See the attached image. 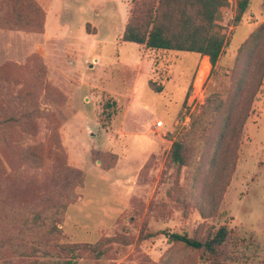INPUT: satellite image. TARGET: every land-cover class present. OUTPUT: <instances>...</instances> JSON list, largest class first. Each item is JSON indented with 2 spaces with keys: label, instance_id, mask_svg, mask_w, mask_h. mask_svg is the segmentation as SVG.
I'll use <instances>...</instances> for the list:
<instances>
[{
  "label": "rangeland",
  "instance_id": "rangeland-1",
  "mask_svg": "<svg viewBox=\"0 0 264 264\" xmlns=\"http://www.w3.org/2000/svg\"><path fill=\"white\" fill-rule=\"evenodd\" d=\"M30 1L39 12L0 0L10 23L0 25L2 204L47 214L61 232L51 242L99 244L100 257L83 251L73 264H211L165 234L221 226L241 239L222 264H264V0H250L240 22L224 11L214 68L199 54L121 42L132 0ZM17 15L31 27H11ZM211 95L222 109L196 130L189 164L172 165V142Z\"/></svg>",
  "mask_w": 264,
  "mask_h": 264
},
{
  "label": "trees",
  "instance_id": "trees-1",
  "mask_svg": "<svg viewBox=\"0 0 264 264\" xmlns=\"http://www.w3.org/2000/svg\"><path fill=\"white\" fill-rule=\"evenodd\" d=\"M18 4L23 0H18ZM250 0H132L127 22L121 35V42L132 43L152 51L183 52L199 54L207 58L214 68L223 54L226 37L223 30L224 11L234 12L233 21L240 22ZM15 4V5H18ZM26 14L39 12L30 0H25ZM16 7V12L24 10ZM8 11V9H7ZM12 13V9L10 10ZM4 28L9 21L0 22ZM14 28H30L31 22L20 19L17 15L11 23ZM260 30L254 31L244 45H254L260 38ZM244 84H238V89ZM154 93L162 92V86L149 85ZM112 106L114 104H111ZM223 107L222 100L216 95L207 98L202 114L193 120L183 138L175 139L170 147L168 160L178 167L188 165L190 153L196 141V133L204 120ZM225 107V105H224ZM208 116L206 117V115ZM14 124V119H10ZM1 126V124H0ZM225 133V132H224ZM62 206L57 205V210ZM57 218V214H51ZM47 214L32 216L22 214L13 206H4L0 194V264H35L31 259L37 253L67 258L61 264H73L80 252H88L92 257H100L103 252L99 244L70 245L51 242L61 232L56 228ZM172 243H177L193 251H200V260L211 264H222L233 260L238 252L241 239L232 236L224 227L209 231L201 238L188 237L179 233L165 234ZM147 234L146 237H151ZM26 261V262H25Z\"/></svg>",
  "mask_w": 264,
  "mask_h": 264
},
{
  "label": "bare ground",
  "instance_id": "bare-ground-1",
  "mask_svg": "<svg viewBox=\"0 0 264 264\" xmlns=\"http://www.w3.org/2000/svg\"><path fill=\"white\" fill-rule=\"evenodd\" d=\"M207 69H208V66L205 65V67L203 68V70H201V73H200V76H202L201 78H203L205 76V73L207 72ZM201 78H200V80H198L199 84L202 82Z\"/></svg>",
  "mask_w": 264,
  "mask_h": 264
},
{
  "label": "built area",
  "instance_id": "built-area-1",
  "mask_svg": "<svg viewBox=\"0 0 264 264\" xmlns=\"http://www.w3.org/2000/svg\"><path fill=\"white\" fill-rule=\"evenodd\" d=\"M161 126H162V123L160 121L155 124L156 128H160Z\"/></svg>",
  "mask_w": 264,
  "mask_h": 264
}]
</instances>
